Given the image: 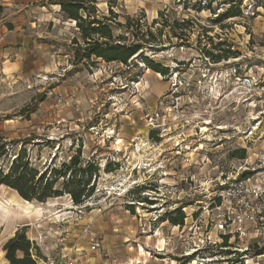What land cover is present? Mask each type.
Returning a JSON list of instances; mask_svg holds the SVG:
<instances>
[{"label":"rangeland","instance_id":"374dc122","mask_svg":"<svg viewBox=\"0 0 264 264\" xmlns=\"http://www.w3.org/2000/svg\"><path fill=\"white\" fill-rule=\"evenodd\" d=\"M55 1L0 2L12 39V52L0 54V144L14 141L0 152V169L26 148L40 171L69 164L66 177L76 173L81 184L67 189L90 180L92 190L76 205L67 193L27 203L0 188L7 224L28 219L26 235L37 237L33 258L264 264V115L251 100L236 102L244 95H230L226 81L235 69L264 78V0H96L97 19H112L114 39L148 41L129 66L74 64L80 31ZM128 18L129 30L117 25ZM89 167L97 169L92 176L79 175ZM242 175L258 192L254 219L221 198ZM179 211L184 224L174 225Z\"/></svg>","mask_w":264,"mask_h":264},{"label":"trees","instance_id":"16d2710c","mask_svg":"<svg viewBox=\"0 0 264 264\" xmlns=\"http://www.w3.org/2000/svg\"><path fill=\"white\" fill-rule=\"evenodd\" d=\"M94 3H96V0H58L54 2V4L60 5L61 11L68 19L76 22V27L80 31L83 44L78 39H75L73 42L74 64L79 65L84 61L91 62L92 59H102L107 63L118 62L129 66V61H133L139 55V52L144 49L148 41H144V43L126 44L122 41V39L126 40L124 38H119V40L114 39L110 25L112 19H108L107 17L97 19L98 10ZM4 10L5 7L0 3V15ZM230 14L231 11H227L223 15H218L217 18L226 17ZM218 20L216 19L215 22H218ZM132 22V19L128 18L125 25L121 23H117V25L129 30ZM153 23L156 24L155 21ZM174 24L176 27H182L177 22ZM137 29H141L140 23L137 24ZM149 34L152 33L149 32ZM206 54L213 60L220 58L219 55H214L211 52ZM144 61L150 69L158 73L168 72V68H162L159 64L149 61L148 58H145ZM9 143L14 144V141L8 142L4 140L0 144V152L3 155L8 154L7 146ZM71 161L75 167L78 165L75 157L71 158ZM62 167L63 169L52 168L51 170L45 171L38 170L33 166L31 156L25 148L15 154L7 171H4L2 168L0 169V186H5L16 191L24 201L29 203H45L50 199L61 197L67 193L76 205L82 204L83 200L92 192V190L87 189L90 180L82 188L67 189L71 185H79L81 182L77 181L78 175L76 173L71 179L66 177L68 169L71 168L69 164L64 163ZM96 170V168L92 169V167H89L80 169L78 173L79 175L92 176V171ZM246 177L245 175L241 176L242 179ZM61 178L66 180L63 183L64 188L56 189L55 187ZM184 219V213L179 211V217L171 219V222L174 225H183ZM25 228L18 230L15 236L9 239L4 245L5 257L10 264H38L37 260L33 258V251L37 247L27 237ZM19 253L23 256L20 257Z\"/></svg>","mask_w":264,"mask_h":264},{"label":"built area","instance_id":"2783aa9c","mask_svg":"<svg viewBox=\"0 0 264 264\" xmlns=\"http://www.w3.org/2000/svg\"><path fill=\"white\" fill-rule=\"evenodd\" d=\"M226 81L231 86L230 95H244L243 98L239 97L236 102L251 100L254 108L260 109L258 113L264 115V78L262 73L260 75L255 73L242 74L235 69L231 75L226 77ZM248 182L249 180L247 179L235 181L229 189L223 191L224 195L221 198H223V204L228 205L229 208L234 204L236 205V203L244 205L246 208L245 212L249 213V218L254 219L255 210L252 205V198L253 196L257 197L258 192L254 188L250 190ZM69 264H73V262L70 260Z\"/></svg>","mask_w":264,"mask_h":264},{"label":"crops","instance_id":"0c3cea01","mask_svg":"<svg viewBox=\"0 0 264 264\" xmlns=\"http://www.w3.org/2000/svg\"><path fill=\"white\" fill-rule=\"evenodd\" d=\"M11 1L15 4H21L22 6L23 5L25 6V5H27V3L30 2V0H11ZM0 2H1V0H0ZM4 28L6 29L5 26L0 24V46L4 47V50L2 48L0 49V54L1 53L2 54H10L12 52V49L11 48L7 49L8 48L7 46H9L11 44L10 42L12 39L10 37L6 36V34L4 32L5 31ZM0 187H5V186H0ZM5 188H6V190L10 189L8 187H5ZM10 190H12V189H10ZM12 191H14V190H12ZM14 192H16V191H14ZM17 195H18V193H17ZM17 195H15L16 197H14V198H20L22 200V198L19 195H18L19 196L18 197ZM9 216H10V213L8 214V218H9ZM21 217H24V215H21ZM8 218H7V220H8ZM7 220L5 221L6 225H3L2 227H0V264H10V262L5 257L4 245L7 243V241L9 239H11L12 237L15 236V234L18 230L24 228L23 226L27 225V224H22V223L27 221L28 219L23 218L21 220H17L15 222L8 223V224H7ZM27 227H30V224ZM30 240L32 242H37V237L35 236L34 233H32V237L30 238ZM19 256L22 257L23 255L21 253H19Z\"/></svg>","mask_w":264,"mask_h":264},{"label":"bare ground","instance_id":"6f19581e","mask_svg":"<svg viewBox=\"0 0 264 264\" xmlns=\"http://www.w3.org/2000/svg\"><path fill=\"white\" fill-rule=\"evenodd\" d=\"M207 130V128L206 127H203L202 128V132L203 131H206ZM0 188H5V187H0ZM27 202V201H26ZM28 203V202H27ZM10 213V211H9V209L7 208V206L6 205H4V203H2V202H0V221H2V222H4L5 223V221L7 220V218H8V214ZM22 214H24V212L23 213H21V215Z\"/></svg>","mask_w":264,"mask_h":264}]
</instances>
